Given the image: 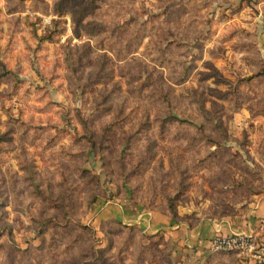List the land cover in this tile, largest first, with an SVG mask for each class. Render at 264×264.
I'll use <instances>...</instances> for the list:
<instances>
[{"label":"rangeland","instance_id":"374dc122","mask_svg":"<svg viewBox=\"0 0 264 264\" xmlns=\"http://www.w3.org/2000/svg\"><path fill=\"white\" fill-rule=\"evenodd\" d=\"M253 194L264 0H0V264H264L169 233Z\"/></svg>","mask_w":264,"mask_h":264},{"label":"crops","instance_id":"0c3cea01","mask_svg":"<svg viewBox=\"0 0 264 264\" xmlns=\"http://www.w3.org/2000/svg\"><path fill=\"white\" fill-rule=\"evenodd\" d=\"M161 221L163 219H157L158 225ZM181 226L180 230H178L179 225L171 227L172 231H169V233L174 236L181 235L179 238H184L186 243L190 242L191 238H194L196 244L198 242L201 246L206 247L211 239L218 234L234 232L257 235L259 232L264 235L262 230H260L264 228V195L253 194L244 211L234 212L233 216L230 215L215 220H203L202 223L192 227L187 224Z\"/></svg>","mask_w":264,"mask_h":264},{"label":"built area","instance_id":"2783aa9c","mask_svg":"<svg viewBox=\"0 0 264 264\" xmlns=\"http://www.w3.org/2000/svg\"><path fill=\"white\" fill-rule=\"evenodd\" d=\"M213 249H231L239 254L252 255L256 259H264V242L256 245L253 236L244 233L221 235L212 240Z\"/></svg>","mask_w":264,"mask_h":264},{"label":"trees","instance_id":"16d2710c","mask_svg":"<svg viewBox=\"0 0 264 264\" xmlns=\"http://www.w3.org/2000/svg\"><path fill=\"white\" fill-rule=\"evenodd\" d=\"M74 22H75V26H77L78 24H80V19L79 20H76V18L74 17ZM102 47H105L104 45H102ZM106 48V47H105ZM105 48H102V49H105ZM86 49V48H85ZM84 49V50H85ZM110 51H112V52H114V48L112 47V46H110V48H108ZM75 50H79L78 48H75ZM89 50H91V48H89ZM92 51V50H91ZM85 53V52H84ZM119 57H121L122 59H124L125 57H123V56H121V55H119V54H117ZM76 56H78L77 57V59H76V62L79 64V63H81L82 62V60H83V58H84V56H86V54H79V55H76ZM72 58V56L71 55H69L68 57H67V60H68V62H69V64L71 65V66H73V60L71 59ZM174 213V212H173Z\"/></svg>","mask_w":264,"mask_h":264}]
</instances>
